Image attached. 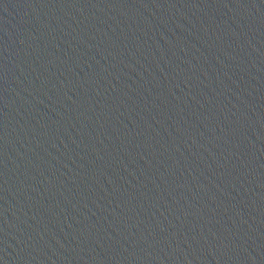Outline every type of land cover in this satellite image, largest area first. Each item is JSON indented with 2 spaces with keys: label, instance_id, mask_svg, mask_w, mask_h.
I'll return each instance as SVG.
<instances>
[{
  "label": "water",
  "instance_id": "water-1",
  "mask_svg": "<svg viewBox=\"0 0 264 264\" xmlns=\"http://www.w3.org/2000/svg\"><path fill=\"white\" fill-rule=\"evenodd\" d=\"M0 264H264V0H0Z\"/></svg>",
  "mask_w": 264,
  "mask_h": 264
}]
</instances>
